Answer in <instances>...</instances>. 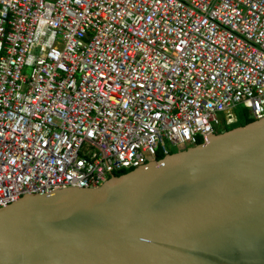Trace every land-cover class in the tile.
Segmentation results:
<instances>
[{
  "label": "built area",
  "instance_id": "built-area-1",
  "mask_svg": "<svg viewBox=\"0 0 264 264\" xmlns=\"http://www.w3.org/2000/svg\"><path fill=\"white\" fill-rule=\"evenodd\" d=\"M242 107L264 117V0H0V208L96 188Z\"/></svg>",
  "mask_w": 264,
  "mask_h": 264
},
{
  "label": "water",
  "instance_id": "water-1",
  "mask_svg": "<svg viewBox=\"0 0 264 264\" xmlns=\"http://www.w3.org/2000/svg\"><path fill=\"white\" fill-rule=\"evenodd\" d=\"M0 264H264V117L96 188L0 208Z\"/></svg>",
  "mask_w": 264,
  "mask_h": 264
},
{
  "label": "trees",
  "instance_id": "trees-1",
  "mask_svg": "<svg viewBox=\"0 0 264 264\" xmlns=\"http://www.w3.org/2000/svg\"><path fill=\"white\" fill-rule=\"evenodd\" d=\"M239 117H240V120H237L236 122H234L233 124L230 125H225L224 127V131L226 130H229L233 127H236V126H239V125H243V124H246V123H249V122H252L255 120V118L251 117L247 111L246 108L242 107L241 109H239ZM216 133H219L218 131H216ZM203 142V139L202 138H199L197 140V144H200ZM164 157L163 154L161 153H157L156 156H155V160L158 161V160H161L162 158ZM133 168H129V169H122V170H118V171H115L113 173L114 176H120L122 174H125L127 172H129L130 170H132Z\"/></svg>",
  "mask_w": 264,
  "mask_h": 264
},
{
  "label": "rangeland",
  "instance_id": "rangeland-1",
  "mask_svg": "<svg viewBox=\"0 0 264 264\" xmlns=\"http://www.w3.org/2000/svg\"><path fill=\"white\" fill-rule=\"evenodd\" d=\"M30 71H31V67L26 66V67H24L22 73L25 77H28L30 74ZM239 109H241V108H238V109L234 110V112H233L234 115L237 116V120H240V117L238 116L239 112H240ZM217 119H218V124L215 127V131L222 132V131H224V127H225V119L221 114L217 115ZM230 126H231V124H230ZM173 151H175V150H173Z\"/></svg>",
  "mask_w": 264,
  "mask_h": 264
}]
</instances>
